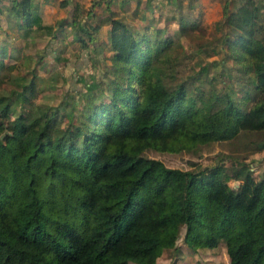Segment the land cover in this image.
Listing matches in <instances>:
<instances>
[{
	"label": "trees",
	"instance_id": "obj_1",
	"mask_svg": "<svg viewBox=\"0 0 264 264\" xmlns=\"http://www.w3.org/2000/svg\"><path fill=\"white\" fill-rule=\"evenodd\" d=\"M169 2L175 35L159 25L153 31L130 26L111 9L93 23V7L81 17L75 3L59 24L73 25L78 52L89 42L108 49L100 72L88 82L77 70L55 102L35 98L32 75L0 92V264H153L160 251L175 247L181 226L191 250L221 241L228 264H264V175L255 177L244 163L179 168L143 153L264 136L258 6L243 0L227 10L223 3L222 18L214 21L227 28L225 55L233 50L249 71L246 106L202 85L213 78L207 64L218 60L196 58L195 68L176 77L187 54L178 36L198 34L179 12L180 0ZM32 5L10 0L6 9L15 27L25 34L53 30ZM2 45L0 84L12 65L5 61L12 52ZM12 93L27 107L15 109ZM230 177L238 180L236 188Z\"/></svg>",
	"mask_w": 264,
	"mask_h": 264
},
{
	"label": "rangeland",
	"instance_id": "obj_2",
	"mask_svg": "<svg viewBox=\"0 0 264 264\" xmlns=\"http://www.w3.org/2000/svg\"><path fill=\"white\" fill-rule=\"evenodd\" d=\"M42 0H32V8L41 21L50 23L53 30H30L27 34L22 28L15 27L14 18L7 13L6 6L10 0H0V42L6 52V63L12 64L5 67V77L0 84V92L7 93L10 87H18V82H25L32 75L36 99L46 102H55L58 99L62 86L72 84L76 71H81L86 80H91L94 73L100 72L102 64L108 62V49L97 43H87L85 49L78 52L74 36L73 25H65L62 18L69 19L70 6L73 0H47L45 10L40 9ZM77 1L78 14L84 17L87 8L92 6L93 14L90 22L100 23L99 17L104 16L108 9L114 10L115 15L120 16L130 26H143L153 31L155 26L163 28L166 34H177L176 23L172 22L170 12L172 7L169 0H75ZM226 1V2H225ZM243 0H180L179 12L188 20L190 29L196 37L188 38L179 35L180 46L186 49L187 54L177 66L176 77H183L196 67L193 61L198 58L201 62L218 60L216 64L208 63L206 75L213 78L203 81L204 88L215 90L217 93L226 92L239 103L248 106L252 100V94L246 93L245 72L239 67L233 50L225 55L226 43L222 37L227 31L224 24L216 25L215 20L222 18L221 6L223 3L227 10L233 9ZM258 6L259 22L264 34V0H253ZM45 7V6H44ZM108 7V8H107ZM68 24V23H67ZM100 26V25H99ZM104 23L98 27L99 35L104 34ZM77 46V47H76ZM3 75V71H1ZM166 88L171 87L170 78L164 79ZM89 82V81H88ZM77 85H75L76 87ZM80 87V88H79ZM79 88V89H78ZM77 90L83 93L79 83ZM12 106L15 109L26 108L27 104L19 105L17 95L12 93ZM148 156L159 158L165 165L177 166L197 170L213 164H225L227 166L246 164L255 177L264 175V136L250 134L246 137L239 135L230 140H211L198 142L188 148L171 151H159L151 148L143 150ZM227 183L236 188L238 180L228 178ZM183 226L175 240V247L160 251L153 264H228L224 245L220 241L215 247L200 246L194 250L189 249L181 236ZM136 264V263H133Z\"/></svg>",
	"mask_w": 264,
	"mask_h": 264
},
{
	"label": "crops",
	"instance_id": "obj_3",
	"mask_svg": "<svg viewBox=\"0 0 264 264\" xmlns=\"http://www.w3.org/2000/svg\"><path fill=\"white\" fill-rule=\"evenodd\" d=\"M75 3H77V1H75V0H73L72 1V6H70L71 8H70V10L72 9V7L74 6V4ZM48 5V3H47V0H42L41 2H40V9L43 11V10H45V8H46V6ZM45 6V7H44ZM77 8H79L80 9V7L78 6V4H77V6H76ZM41 19V18H40ZM42 23H45V22H43V21H41Z\"/></svg>",
	"mask_w": 264,
	"mask_h": 264
}]
</instances>
